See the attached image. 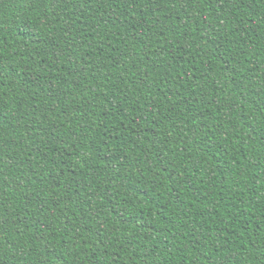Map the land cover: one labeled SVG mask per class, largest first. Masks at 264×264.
<instances>
[{"label":"trees","instance_id":"1","mask_svg":"<svg viewBox=\"0 0 264 264\" xmlns=\"http://www.w3.org/2000/svg\"><path fill=\"white\" fill-rule=\"evenodd\" d=\"M0 264H264V0H0Z\"/></svg>","mask_w":264,"mask_h":264}]
</instances>
